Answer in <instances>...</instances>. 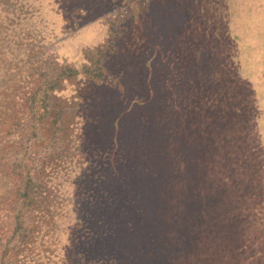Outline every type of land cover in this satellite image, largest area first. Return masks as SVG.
<instances>
[{
	"label": "trees",
	"instance_id": "16d2710c",
	"mask_svg": "<svg viewBox=\"0 0 264 264\" xmlns=\"http://www.w3.org/2000/svg\"><path fill=\"white\" fill-rule=\"evenodd\" d=\"M152 5L156 11L147 19L152 29L147 32L144 45L133 48L146 51L145 67L151 58L154 64L142 93L135 95L133 89L124 86L125 98L120 101L124 103L119 104L112 94L97 100L108 109L104 119L109 126L105 133L111 149L105 163L113 171L106 179L111 190L108 194L112 198L114 191L124 190L125 198L114 202L116 212L111 208L109 212H101L103 220L95 221L100 224L99 229L88 240L76 239L79 235L76 228L80 226L69 223L51 230L52 235H59L53 244L44 240L41 244L30 242L34 233L26 222L25 210L34 209L32 203L44 191H40L35 176L25 171L11 201L10 233L5 241H0V264L4 263L9 249L25 250L12 254L18 264H264V196L245 187L243 168H249L245 161L252 158L242 156L229 133L228 117L243 103L219 104L218 100L219 96L228 94L237 98L245 88L246 62L241 59L258 55L256 61H261L264 71V0H206L195 17L191 3L186 8L162 7L154 2ZM177 19L182 21L185 32L182 29L180 33V26L175 24ZM198 19L202 25L190 36L187 29ZM154 32L157 37L153 38ZM178 40L182 46L175 45ZM103 44L89 57L90 64L97 68L96 73H89L94 78L104 74L100 64L103 53L113 51L111 40ZM165 45L168 49L162 51ZM193 47L198 49L200 61L192 57L185 68L182 57L177 59L175 54L184 55L185 48ZM174 50L178 52L174 54ZM5 51L10 53L6 48ZM168 51L176 60L174 65ZM163 52L164 64L156 65L155 55ZM46 60L52 64V58ZM52 67L56 70L53 77L40 71L38 88L46 87L45 91L16 94L15 104L20 102L19 106L27 112L23 118L25 125L28 124L21 146L23 153L27 152L31 138L40 135L36 128L38 121L50 112L47 89L57 90L62 76L66 79L78 75V69L66 63ZM35 68L27 59L24 62L19 59L10 63L7 70L27 76L24 82L14 80L25 85L31 81ZM80 69L89 72L86 65ZM90 111L94 114L95 109L92 107ZM59 116L56 119L53 112L52 123ZM208 118L211 123L206 121ZM73 119L66 126L68 132L72 127L76 129L73 125L77 121ZM147 142L151 145L145 154L141 149ZM125 145L129 154L122 160L124 167L120 169L118 156L123 154L120 148ZM132 152L139 153V164L133 167L134 171L129 160ZM162 172L167 175L165 180ZM136 177L140 178L136 180ZM184 181L189 185L185 190L181 188ZM179 200H183L179 210L187 221L175 219L167 223L176 212L168 216L163 203L174 204ZM155 233L156 242L149 236ZM33 236L45 237L46 233ZM61 242L69 250L81 248L82 244L87 248L59 259L52 251L61 248Z\"/></svg>",
	"mask_w": 264,
	"mask_h": 264
},
{
	"label": "rangeland",
	"instance_id": "374dc122",
	"mask_svg": "<svg viewBox=\"0 0 264 264\" xmlns=\"http://www.w3.org/2000/svg\"><path fill=\"white\" fill-rule=\"evenodd\" d=\"M156 1L0 0L2 39L0 40V237L4 236L0 241H5L10 233L13 214L11 201L20 183L19 179L25 171L35 176L40 191H44L41 197L36 196V201L32 203L34 209L25 210L26 222L34 233L29 238L30 242L38 241L41 244L44 240L48 244L51 242L53 244L59 235L57 233L52 235L51 230L60 224L69 223L80 226L76 228L79 234L75 236L76 239L88 240L92 233L99 229L100 224H95V221L103 220L101 212L105 210L109 212V208L113 212L114 202L125 198L122 197L124 190L114 191L115 195L112 198L111 193L108 194L111 190L106 179L113 174L105 163V156L109 157L111 149L107 145L108 139L105 133V128L109 126L104 119L107 117L108 109L97 100L101 99L100 96L112 94L115 100H119L118 102L124 101V86L129 90L133 89L132 93L137 95L140 94L141 88H144L145 80L148 82L150 79V72L154 66L152 58L149 66L145 67L146 51L133 50V48L143 46L147 32L152 29L147 19L156 11L153 2L158 4L157 6L177 5L182 6L181 8L189 7L191 3V12L195 17L199 7L203 6L206 0ZM144 7L146 11H141ZM53 19L55 22L52 21ZM175 24L180 26L181 33L182 21L177 19ZM200 25L202 23L199 19L193 22L188 27L187 34L194 35ZM152 37H157L155 32ZM108 40L112 41L113 51L103 53L101 58L100 64L104 74L100 78L91 77L89 73H96L97 68L90 64L89 57L96 53L98 45L104 46L103 43L106 44ZM175 45L182 46L183 43L178 40ZM5 48L10 53L6 52ZM165 49H168L167 45L162 51ZM44 51L46 55L43 54ZM185 51L186 54L183 55L175 54L178 51L174 50L177 59L182 57L183 67L189 66L192 57L200 61L198 49L185 48ZM164 53L155 55L156 65L164 64ZM169 57L174 65L176 60L172 56ZM257 57L258 55L249 57V60L241 59L246 62L244 67L246 86L237 98L228 94L219 96L218 100L219 104L231 101L243 103L228 117L231 122L230 139L237 144L242 156L252 158V161L250 159L245 161L249 168H243L245 187L264 196V71L261 69V61H256ZM50 58L54 65L66 63L77 68L78 75L66 79L62 76L57 90L47 89L50 112L38 121L36 128L40 135L31 138L32 142L29 141L26 145L27 152L23 153L21 146L28 133V124L25 125L23 118L27 112L19 106L20 102L15 104L16 94H27L33 90L36 93L45 91L46 87L38 88L42 78L40 71L49 78L56 75L55 67L47 63L46 59ZM19 59L22 62L27 59L28 62L36 65L31 81L27 84L25 82V85L14 80L19 79L24 82L27 76L25 78L20 72L7 70L10 63H17ZM83 65L89 69L88 74L80 69ZM44 85L48 86L47 84L42 86ZM121 103L124 102L119 104ZM92 107L95 109L94 114L90 111ZM53 112L56 119L57 115H60L54 123L50 119ZM60 117H62L61 121ZM72 119L74 122L77 121V124L73 125L76 129L72 127L68 132L66 126L69 121L72 122ZM210 119L206 121L211 123ZM188 129L190 128L187 127ZM150 145V142L145 143L141 152L148 154ZM127 146L120 148L123 152L118 156L121 162L117 163V166L120 169L124 167L122 160L129 154L126 151ZM138 156L139 153L131 154L129 160L132 171H134L133 167L139 164ZM250 163L253 164L252 168ZM162 175V180H165L167 175L164 172ZM139 178L136 177V180ZM185 181L181 183L183 190L189 187ZM116 204L118 206V203ZM182 204L183 200L174 204L163 203L168 216L176 212V216L169 218L167 223L175 219H182L183 223L187 221L184 212L179 210ZM51 214L53 222L50 218ZM53 214L57 215L53 217ZM44 233H46L45 237L35 236L37 240L34 239L33 235H44ZM61 235L63 240L64 229ZM149 236L156 242L158 234L155 233L154 236L149 234ZM65 240H68V237ZM65 246L61 242V248H54L52 251L53 256L59 259L69 257L78 249L87 248L86 244L73 250ZM20 251L25 250L9 249L2 264H18L12 254Z\"/></svg>",
	"mask_w": 264,
	"mask_h": 264
}]
</instances>
